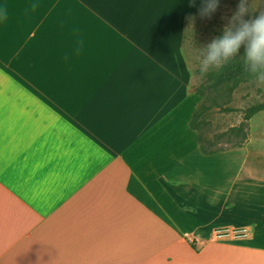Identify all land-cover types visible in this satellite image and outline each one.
<instances>
[{"label":"crops","instance_id":"0c3cea01","mask_svg":"<svg viewBox=\"0 0 264 264\" xmlns=\"http://www.w3.org/2000/svg\"><path fill=\"white\" fill-rule=\"evenodd\" d=\"M200 7L0 0V264H264V164L190 127Z\"/></svg>","mask_w":264,"mask_h":264},{"label":"rangeland","instance_id":"374dc122","mask_svg":"<svg viewBox=\"0 0 264 264\" xmlns=\"http://www.w3.org/2000/svg\"><path fill=\"white\" fill-rule=\"evenodd\" d=\"M239 0H220L218 10L210 18H202L198 13L186 17L183 22V38L181 53L183 55L186 71L189 74L191 89L195 92L199 87L206 86L208 81L205 75L199 72L202 51L214 37L222 35L223 29L227 24L225 17L230 18L236 11ZM264 10V0H253V12H249L245 19H250L254 14ZM189 17H195L190 27ZM207 97L211 94L205 89ZM207 102L210 103V99ZM264 103V85L257 83H245L236 89L232 94L231 103L225 107H230L232 111L223 108L213 107L205 116V125L202 128L203 137L210 141L214 148H222L225 151L232 150L228 139L237 141L242 137V133L247 134V141L241 148H234L239 153L253 154L256 160L264 164V111L257 113L250 120H244L245 110L254 105ZM244 125V130L239 135L232 132V127ZM246 150H243L245 149ZM263 195H260L262 197Z\"/></svg>","mask_w":264,"mask_h":264},{"label":"clouds","instance_id":"9594fccd","mask_svg":"<svg viewBox=\"0 0 264 264\" xmlns=\"http://www.w3.org/2000/svg\"><path fill=\"white\" fill-rule=\"evenodd\" d=\"M194 6V0H193ZM220 6V0H201L199 14L202 18H210ZM35 10L37 5L33 4ZM253 12V0H239L236 11L228 18L222 35L214 37L202 51L199 72L206 75L210 70L220 69L235 59L243 62L244 71L252 82L264 85V10L254 14L252 18L245 16ZM7 19V11L0 10V20ZM190 27L195 17H189ZM83 40L77 41L76 51L83 48ZM244 54L239 55L241 47Z\"/></svg>","mask_w":264,"mask_h":264},{"label":"trees","instance_id":"16d2710c","mask_svg":"<svg viewBox=\"0 0 264 264\" xmlns=\"http://www.w3.org/2000/svg\"><path fill=\"white\" fill-rule=\"evenodd\" d=\"M186 17L183 22H185ZM183 38V34H182ZM244 54V47L240 49L239 55ZM208 84L206 86L199 87L195 92L199 96V102L196 104L193 114L190 119V127L197 135V143L202 153L206 155L223 152L225 149L214 148V145L210 141H206L203 137L202 128L207 125L205 122V116L211 108H223L226 111H232L230 107H225L231 103L233 92L238 89L242 84L253 83L250 76L244 71L243 62L240 59H235L226 64L220 69L210 70L206 75ZM205 89L211 94L207 97ZM210 99V104L207 102ZM264 111V103L254 104L245 110L244 120L245 122L250 120L254 115ZM244 130V125L241 124L238 127H232L231 131L236 132L235 135H239ZM242 137L233 141L228 139L231 148H241L247 141V134L242 133Z\"/></svg>","mask_w":264,"mask_h":264}]
</instances>
